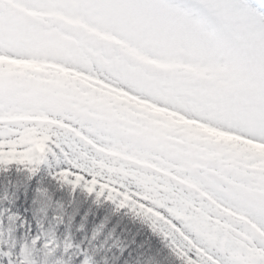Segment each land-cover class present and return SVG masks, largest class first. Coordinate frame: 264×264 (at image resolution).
Segmentation results:
<instances>
[{
    "label": "snow or ice",
    "instance_id": "snow-or-ice-1",
    "mask_svg": "<svg viewBox=\"0 0 264 264\" xmlns=\"http://www.w3.org/2000/svg\"><path fill=\"white\" fill-rule=\"evenodd\" d=\"M127 209L171 264H264V13L246 0H0V172Z\"/></svg>",
    "mask_w": 264,
    "mask_h": 264
},
{
    "label": "trees",
    "instance_id": "trees-1",
    "mask_svg": "<svg viewBox=\"0 0 264 264\" xmlns=\"http://www.w3.org/2000/svg\"><path fill=\"white\" fill-rule=\"evenodd\" d=\"M0 216L5 236L13 241L0 246V264L8 261L2 252L22 251L39 226L55 232L58 246L50 264H79L87 258L91 264H171L163 239L147 224L127 209L59 186L46 169L36 176L16 166L0 172ZM64 243L69 244L66 252Z\"/></svg>",
    "mask_w": 264,
    "mask_h": 264
},
{
    "label": "rangeland",
    "instance_id": "rangeland-1",
    "mask_svg": "<svg viewBox=\"0 0 264 264\" xmlns=\"http://www.w3.org/2000/svg\"><path fill=\"white\" fill-rule=\"evenodd\" d=\"M246 2L258 13H264V0H246ZM100 201L107 202L112 207L116 208V206L110 201H105L103 199ZM11 219L12 217L9 218V221H11ZM1 223L2 220L0 219V246L2 244L4 245L5 241H7L11 245L13 243L12 237L5 236L4 227ZM57 246L58 243L54 230L49 228V226H39L36 234L33 237L31 236V238L27 239V243L23 247L22 251H18L16 253H5L6 258L8 259L6 263L10 264L12 262L11 264H50ZM68 248L69 244L64 243L63 252H66ZM79 264H91V261L89 258H87L81 263L79 262Z\"/></svg>",
    "mask_w": 264,
    "mask_h": 264
}]
</instances>
